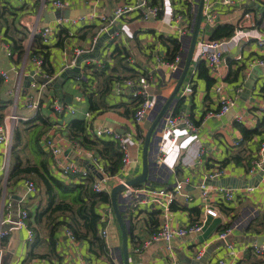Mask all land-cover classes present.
Returning <instances> with one entry per match:
<instances>
[{
    "label": "crops",
    "instance_id": "crops-1",
    "mask_svg": "<svg viewBox=\"0 0 264 264\" xmlns=\"http://www.w3.org/2000/svg\"><path fill=\"white\" fill-rule=\"evenodd\" d=\"M4 1L11 5L10 10L16 13L14 26L26 34L24 39L26 51L29 52L33 38L39 35L38 31L41 28L45 26L54 28L55 32L49 44L50 65L54 73H63L72 60L76 58L78 64V59L83 58L79 74H69L67 79L60 81L61 73L46 89V100L49 97L73 98L81 94L79 78L84 76L86 64H117L116 74L123 79L114 86L109 95L108 100L111 106L131 103V97L139 94L138 81L140 79L148 81L153 107L143 122L136 125L133 122V115L128 118L122 114L124 107H112L93 113L92 125L89 127L90 131L88 130L92 136L96 137L92 132L99 126L107 125L122 134L130 132L134 134L135 131L138 135L142 133L146 138L149 128L174 92L183 71L192 42L200 0H157L156 6L160 9L158 18H145L141 15V11L137 10L129 16L118 19L112 29L118 30L120 35L114 42L109 36L102 40L104 34L99 35L94 41L102 23L101 17L112 18L117 6L141 2V0H63L65 2L63 8H56L53 0ZM208 7L217 11L215 24L205 27L208 31H204L201 27L199 38H210V30L218 25L231 24L236 28L241 23H244V27L250 28V38L238 42L237 46L226 53L219 71L209 69V74L213 78L210 86L206 78L200 75L201 71L198 67L200 59L198 52L195 51L184 84L152 133L147 159L148 177L142 185L138 186L139 189L147 186L170 188L178 180L189 177L191 183L186 185L185 191L194 194L195 199L192 202L182 199L166 211L145 203L147 194L143 190L135 194L122 190L118 195V206L128 232L129 264H172L175 259L181 264H218V260L222 258H226L227 264H264V257L257 256L253 248L254 245L264 243L262 242L264 229L261 230L260 226L254 225V220L264 211V182H261L260 177L263 171H250L255 159L259 157L264 135H254L246 140L240 130V125L248 129L255 128L258 121L264 117V113L259 110L264 98V66H259V69L253 72L256 67L250 69L247 65L253 58H264V45L259 43L260 38L264 39V0H255V2L237 0L232 6L226 7L218 6L215 0H205L204 13ZM249 13H253L254 26H250L247 22ZM178 14L185 17L183 22L176 19ZM82 16L88 17V20H80L76 24L58 20ZM91 16L93 18H89ZM9 18L13 19V15H9ZM186 21L190 24V29L183 33ZM5 31V27L0 26V70L9 71L10 79L4 80L2 90L8 98L13 100L5 114L12 109L20 117L19 120H32L35 112L24 106V98L30 84V77L26 74L31 73L34 66L31 60L28 62L25 59L27 53L20 62L16 61L17 56L14 53L12 57L7 55L3 44H7L11 51L12 49L11 43L4 39ZM95 32H97L96 35H94ZM183 35L190 36V44H184ZM171 36L181 41L183 54L181 66L174 72L157 59L158 55L166 58L167 50L162 38ZM60 39L63 40L61 46L57 45ZM117 46L125 47L130 53V59L127 61L128 68L120 66L112 56ZM76 49L83 50L82 54L77 55ZM238 56L242 58L238 59ZM228 60H234L237 63L231 65L233 70L240 65H246L237 80L227 79L230 71ZM204 64L207 66L206 62ZM15 67L24 72L22 92L17 106L14 105V98L10 94L16 83V69L13 70ZM251 76L256 84L249 94H245V84ZM128 81L133 83L128 84ZM95 85L93 84V88L98 86L97 81ZM217 86H222L221 92L216 90ZM238 88L242 90L238 92ZM185 89L188 91L187 96H182ZM222 97L234 100L230 111L223 116L208 115L209 112L218 110ZM181 101L182 107L178 114L174 115L175 108ZM87 110L89 108L85 97L80 105L79 115L83 116V112ZM50 111L49 104L41 108V115L48 118L52 127ZM181 112L188 113L196 129L192 130L184 123H180L174 135L170 136L164 131L166 122L168 118L178 116ZM238 117H243V121L239 122ZM31 124L41 125V118L30 121L29 125ZM57 130L66 135L61 128L57 127ZM128 142L131 159L118 174L120 178L126 180L141 173L144 154V140L141 137L134 136L128 139ZM62 146L63 158L68 157L69 161L79 162L86 169L95 172L96 180L103 177V172L95 168L89 150L77 151L71 146L69 137L62 140ZM3 151L0 145V166L5 163V159L9 160L10 165L11 155L8 158ZM199 151L201 156H198ZM237 154L239 163L233 160L225 163L229 157ZM30 157L38 161L33 150ZM50 159L54 171L61 174L53 165L52 157ZM215 169H221L224 172L220 179L214 180L221 181L222 185L208 184L209 181L207 185L212 192L209 201L218 208V216L209 217L200 232L175 237L171 242V248L162 241H153L147 245L146 242L158 230L161 223L167 221L173 227H185L194 224L201 217L204 207L199 186ZM30 177L37 186V191L31 194L27 193L26 189V180ZM64 180L66 183L80 182L71 176L65 177ZM117 184L116 179L105 180L106 191L111 193V189ZM220 186L234 189L235 199L231 202L222 200L216 194V189ZM249 186H254L255 189L251 192L247 191L246 188ZM47 202L46 187L38 178L32 175L9 180L8 173L0 172V218L3 216L16 219L21 210L26 209L29 213L28 226L35 233L31 240L27 228L13 229L6 238L1 240L0 264H126L122 231L109 205L101 210L105 223L102 231L106 230L105 235L102 231L101 234L109 248V256H107L92 252L88 240L73 239L65 225L56 231L54 235L56 245L52 251L48 229L38 218L39 212L47 206ZM158 211L159 214H157ZM245 220L249 221L245 222ZM233 221H236L237 227L227 239L221 238L220 234ZM259 242L262 243L259 244ZM230 252L233 253L230 254Z\"/></svg>",
    "mask_w": 264,
    "mask_h": 264
},
{
    "label": "built area",
    "instance_id": "built-area-1",
    "mask_svg": "<svg viewBox=\"0 0 264 264\" xmlns=\"http://www.w3.org/2000/svg\"><path fill=\"white\" fill-rule=\"evenodd\" d=\"M237 0H215V3L218 6L226 7V6H232ZM255 2V0H250ZM53 5L56 8H63L65 6V2L63 0H53ZM141 11V15H143L145 18L153 17L158 18L160 15V9L156 5H151L150 0H141V2H134V3H125L120 6H117L114 10V14L112 18H108L107 16L101 17V26L98 30V35L95 37L94 41H96L99 37V35L108 34L110 37V40L114 42L116 38L120 35V32L113 28L115 21L118 19H121L125 16H129L131 13L135 11ZM253 13H249L247 16V22L250 24V26H254L255 22L253 19ZM217 16V11L213 9L212 7H208L207 10H205L204 18L202 21L201 27L205 28L208 25L215 24V19ZM93 18V16L89 17ZM176 19H178L180 22H183L185 17L182 14H178ZM59 22H67L76 24L80 20H88V17L82 16L79 18H60L58 19ZM244 23L239 24L232 33L231 36L224 37L221 39L212 40L210 38H198L197 45H196V51L198 52V57L200 60H203L207 63V66L212 71H219V67L221 63L225 60V55L227 52H229L234 46H237L238 42L240 43L243 40H249L250 38V28H246L243 26ZM190 29V24L186 21V25H184L183 33L188 32ZM55 30L52 26H45L41 28L38 33L41 36L42 42L44 44L49 45L51 42V38L54 34ZM261 45H264V39L260 38ZM3 47L5 48L7 55L12 57L13 52L10 50L9 46L7 44H3ZM77 55L82 54L83 50L76 49ZM238 59H241V56L237 57ZM157 59L159 62L164 64L166 67H168L172 72L178 70L181 66V62L183 60L181 52L171 61L167 60L165 57L158 55ZM31 62L34 66L33 71L26 75H29L31 78L30 84L28 89L25 92V98H24V106L27 109H30L33 112H37L40 110L43 106L49 104L50 107V120L53 122L52 127L49 129V131L43 136L42 138V145L45 147L46 151L49 152L51 155L54 166L56 169L59 170V172L66 177H73L77 180H80L82 178H86L90 175V170L86 169L84 165L80 164L79 162H73L69 161V158H63V146H62V140L67 139L68 136L66 134V127H67V119L65 117H71L78 115L80 112V105L82 101L85 100V96L83 94H78L74 96L71 100V102H68L65 100V96L63 98L59 97H49L47 100V95L45 93L46 89L55 82V80L60 76L62 72L58 73H49L44 71L43 69V59L41 57H34L31 59ZM248 67L255 68L259 66H264V58L263 57H256L252 60L248 61ZM77 66V59L75 58L72 60V62L65 68H73ZM23 67V66H22ZM16 69V75L15 80L16 83L14 87L11 89L10 94L11 97L14 98V105H18V100L20 98L21 92H22V80L24 77V72L21 69H17L16 67L13 68V70ZM0 76L4 80L10 79V73L9 71L0 70ZM133 83L132 81H128V84ZM139 84V93L143 97V101L141 105L137 108L135 115H134V124H140L143 122L148 114V112L153 107V101L150 99V93H149V86L150 83L144 79H140L138 81ZM95 85V82H94ZM96 86V85H95ZM188 87V86H187ZM222 86H217L216 90L218 92L222 91ZM242 88H238V92H240ZM187 89L184 90L182 93V96H187ZM234 105V100L229 97H222L219 101V107L217 111H211L208 115L212 116H223L227 112L230 111L232 106ZM259 110L264 113V98L262 99L261 105L259 107ZM256 111V110H255ZM83 117L86 120L88 130L89 127L92 125V117L93 112L90 110L83 112ZM20 117L16 115L15 111L11 109L9 113H7L2 121H0V145L4 149V153L8 156L11 155V150L13 146L14 141V135H15V129L18 127V123ZM237 120L239 122L243 121V117H238ZM180 123H184L192 130L196 129V125L194 122L189 118L188 113L181 112L178 116H171L168 118L165 126V133L171 135H174L176 128ZM57 127L61 128L65 132L66 135H64L63 132L58 131ZM92 129V128H91ZM90 131V130H89ZM97 138H102L103 136H108L110 138H113L116 140L120 146L121 151L123 152V169L127 166V164L130 162V145L128 142V139H132L134 136H138V134L134 131L122 134L119 131L111 128L107 125L99 126L94 132H92ZM67 137V138H66ZM243 139V138H242ZM240 139V140H242ZM69 140V139H68ZM239 143V142H238ZM237 143V144H238ZM70 144L73 146L74 149H76L79 152L86 151L82 146H80V143L78 140H72L70 139ZM89 154L92 158V162L98 170L103 172V178L97 179L94 183V189L96 191H102L106 190L105 186V180L109 179H116L118 183L125 184V190L129 194H135L136 192L143 190L146 192V200L145 203L155 206L157 208L164 209L166 211L170 210L172 205L180 202V200L184 199L187 202H192L195 199L194 194L186 192L185 187L187 184L191 183V178L185 177L182 180H178L173 187L166 188V187H152L147 186L143 189H139L138 186H129L126 184V179L120 178L118 175H109L104 172V166L102 160L99 159L98 156L94 152L89 151ZM68 156V155H67ZM198 156H201V151L198 152ZM5 159V163H3L0 166V172L8 173L9 171V160ZM261 170L262 177L261 182H264V142L261 145L259 157H257L254 161V165L251 168V172L259 171ZM223 170L221 169H215L212 170L205 178L204 181L200 184V197L203 202L204 207V213L201 215V217L194 223L189 226L185 227H173L171 226L167 221L161 223L160 227L156 232H154L149 240L146 242L148 245L149 243L153 241H162L166 244L168 248H171V242L175 237L179 236H185L190 233H196L200 232L203 229L204 224L206 223L207 219L209 217H217L219 214L218 208L211 204L209 199L212 196V192L210 191L207 181L208 180H217L220 179L223 175ZM26 189L27 193L31 194L37 191L36 183L32 180H26ZM254 186H249L246 188L247 191L254 190ZM216 194L224 201L231 202L236 197V191L232 188H227L225 186L217 187ZM104 215V214H103ZM248 216V214L246 213ZM28 217L29 213L28 210L23 209L19 213L18 217L16 219L12 218H0V243L1 240L6 238L8 234L13 229H21V228H27L29 233V238L32 240L34 238V231L33 229L29 228L28 226ZM249 220H245V222H248ZM236 221H233L230 223L225 230L220 234L221 238L227 239L228 236L233 232L235 227H237ZM68 234L74 239V235L70 230H67ZM103 235L106 234V230L104 229L102 231ZM231 247V246H229ZM254 251L257 256L264 257V243L261 245H254L253 246ZM233 252H230L232 254ZM172 264H181L180 261L177 259L173 260ZM218 264H227L226 258H222L218 260Z\"/></svg>",
    "mask_w": 264,
    "mask_h": 264
},
{
    "label": "trees",
    "instance_id": "trees-1",
    "mask_svg": "<svg viewBox=\"0 0 264 264\" xmlns=\"http://www.w3.org/2000/svg\"><path fill=\"white\" fill-rule=\"evenodd\" d=\"M3 2V4H2ZM151 5H156L157 0H150ZM9 5L4 0H0V26L5 27L6 41L11 43V49L14 55H16V61L23 60L26 54V46L24 45V39L26 34L23 30L14 26L15 12L10 10ZM9 7V8H8ZM12 9V7H11ZM9 15H13V19L10 20ZM235 26L231 24H222L214 27L211 31L210 39L216 40L224 37L231 36L234 32ZM204 31H208L204 28ZM95 32L94 35H96ZM166 45V59L173 60L180 52L182 43L177 37L162 38ZM57 45H63V40L60 39ZM50 46L44 44L39 35H35L28 52L27 61L34 57H41L43 59V69L46 72L53 73L50 65ZM117 63L123 68H128V60L130 59V53L125 47L117 46L112 54ZM230 65L228 80H237L240 73L245 70L246 65H240L233 70L231 65L237 64L234 60H228ZM205 62V61H204ZM203 60L198 62L200 68V75L206 78L208 85L213 83V78L209 74V67L205 66ZM86 72L82 78H79L81 82L80 93L83 94L88 103V108L93 113L102 112L112 107H124L123 115L131 118L141 105L143 101L142 95H134L131 97V103L118 104L111 106L109 104V95L113 91L114 86L123 79L122 76L117 75V64L110 65L105 63L103 65L98 64H86ZM131 70V68H129ZM132 77V76H129ZM126 78V77H125ZM98 82V86L93 88L94 82ZM4 79L0 76V121L5 117L6 109L13 103L12 99L8 98L3 93ZM182 107V101L178 103L175 108L174 115L178 114ZM41 118V125L31 124L30 129L27 128L28 133L33 136L36 128L39 131L36 133L34 153L38 155V161H34L30 155L25 153V149L21 147L24 143L20 129L16 127L15 135L16 142H14L11 150L10 167L8 171V179L11 180L16 177H26L33 175L38 178L46 187L47 206L38 214V218L41 222H44L50 235V241L52 251L56 245L54 235L62 226H67L74 237L77 239H86L90 244L92 252L99 254H105L109 256V248L105 238L102 236L101 231L105 223L102 216V208L109 205L112 209L111 193L106 190L96 191L94 183L96 181V173L90 172V175L86 178L80 179V182L66 183L63 174H58L52 167L50 154L46 151L42 145L43 136L49 131L50 122L48 118L41 115V109L35 112V115L26 122L34 121ZM51 128V127H50ZM49 128V129H50ZM139 130V129H138ZM240 130L243 134V138L246 140L251 139L254 135H264V117L260 119L253 129H248L244 125H240ZM66 134L72 140H78L80 146L86 151L94 152L103 162L104 172L109 175H118L123 169V152L116 140L113 138H97L92 136L88 132V126L85 118L82 115L71 116L67 119ZM140 135V136H139ZM145 142V136L139 134ZM235 161L239 163V155H233L228 158V161ZM224 163V164H225ZM54 165V164H53ZM59 171V170H58ZM138 184L136 186H140ZM160 212L158 211L157 214ZM69 219V221L67 220ZM254 225L260 226L264 229V211L254 220ZM118 223V222H117ZM253 223V222H252ZM119 226V223H118ZM120 228V227H119ZM121 230V228H120ZM122 231V230H121Z\"/></svg>",
    "mask_w": 264,
    "mask_h": 264
},
{
    "label": "water",
    "instance_id": "water-1",
    "mask_svg": "<svg viewBox=\"0 0 264 264\" xmlns=\"http://www.w3.org/2000/svg\"><path fill=\"white\" fill-rule=\"evenodd\" d=\"M204 7H205V0H200L199 7H198V14H197L196 23H195V28H194V32L192 35V42H191L190 49H189L188 54H187L186 59H185V65L183 67V71L181 73L180 78L178 79V82H177V85L175 87L174 92L172 93V95L170 96L168 101L165 103V105L162 107L159 114L157 115L156 120L153 122L152 126L149 128V130L146 134L144 147H143L144 154H143L142 171L136 177L129 179V180H126V184L129 186H136L138 184L144 183L147 180V177H148V160L147 159H148V149H149V143L151 140V136H152V133L154 132L155 128L157 127V124L159 123V121L162 119V117H164V115L167 112L168 108L170 107V104L172 103V101L177 97V95H178V93H179V91H180V89H181L182 85L184 84V81L187 77V74L189 72V69H190V66H191L195 51H196V45H197V41L199 38V33L201 30L202 21L204 18ZM111 31H113V29H111ZM107 36H108V34H104L101 39L103 40ZM26 53L27 54L25 55V59H27V57H28V51ZM82 60H83L82 57L80 59H78V64L76 67L67 68L62 73L59 80L64 81L65 79H67L69 74H73V75L79 74L80 64H81ZM258 69H259V67H256L253 72H256V70H258ZM30 80H31V78H30ZM255 84H256V81H254L253 77L251 76V79L247 80V82L245 84V88H244L245 94H249L250 91L255 86ZM65 100L68 102H71L72 97L68 98L67 96H65ZM262 174L263 173H261L260 177H262ZM102 178L103 177H101V179ZM208 181H209L208 184L211 183V184L222 185L221 181H214V180H208ZM124 188H125V184H123V183H118L117 185H114L113 188L111 189V199H112L113 212H114L116 220L119 223V226L122 230L123 252L125 255L126 264H129L128 232H127V228H126L123 216H122L121 211H120L119 206H118V195L122 190H124ZM262 240H263L262 242H264V238H262ZM262 242H259V244H261Z\"/></svg>",
    "mask_w": 264,
    "mask_h": 264
},
{
    "label": "rangeland",
    "instance_id": "rangeland-1",
    "mask_svg": "<svg viewBox=\"0 0 264 264\" xmlns=\"http://www.w3.org/2000/svg\"><path fill=\"white\" fill-rule=\"evenodd\" d=\"M183 39H184V44H187V45H188V43L190 44V36L183 35ZM18 128L20 129L21 133L23 134V136H22V139L24 140L23 142L26 143L25 146H24V144H22L21 147H23V149H25L26 154L31 155V151L34 150L33 148H34V144H35V138L37 136L36 133L39 131V128L38 127L36 128V130L33 133V136H31V134H29L28 131H26V130H28L27 128L30 129L28 122H26L24 120H20ZM14 142H16V135H14L13 144H14ZM36 156L38 158V155H36ZM28 176H31V175H28ZM28 180L34 181L32 177L28 178Z\"/></svg>",
    "mask_w": 264,
    "mask_h": 264
}]
</instances>
